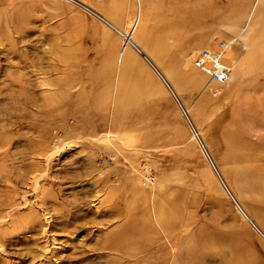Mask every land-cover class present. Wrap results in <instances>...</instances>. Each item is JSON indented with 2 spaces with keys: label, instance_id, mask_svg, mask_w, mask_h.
<instances>
[{
  "label": "rangeland",
  "instance_id": "1",
  "mask_svg": "<svg viewBox=\"0 0 264 264\" xmlns=\"http://www.w3.org/2000/svg\"><path fill=\"white\" fill-rule=\"evenodd\" d=\"M0 264H264V0H0Z\"/></svg>",
  "mask_w": 264,
  "mask_h": 264
},
{
  "label": "built area",
  "instance_id": "2",
  "mask_svg": "<svg viewBox=\"0 0 264 264\" xmlns=\"http://www.w3.org/2000/svg\"><path fill=\"white\" fill-rule=\"evenodd\" d=\"M237 42L234 40L233 45ZM229 44L224 41L213 43L211 46L205 47L202 52L195 57L197 62L193 64L210 80L219 84L230 80L234 64L232 55L229 52Z\"/></svg>",
  "mask_w": 264,
  "mask_h": 264
},
{
  "label": "crops",
  "instance_id": "3",
  "mask_svg": "<svg viewBox=\"0 0 264 264\" xmlns=\"http://www.w3.org/2000/svg\"><path fill=\"white\" fill-rule=\"evenodd\" d=\"M201 28L200 22L188 23L187 27H183L179 33L181 34V39L179 40L182 43V48L184 53H191V51H197L203 46V33H208L211 30Z\"/></svg>",
  "mask_w": 264,
  "mask_h": 264
},
{
  "label": "bare ground",
  "instance_id": "4",
  "mask_svg": "<svg viewBox=\"0 0 264 264\" xmlns=\"http://www.w3.org/2000/svg\"><path fill=\"white\" fill-rule=\"evenodd\" d=\"M215 35H217V41H224V42H226V43H230L229 44V52H230V54L232 55V57H233V55H234V53H235V51H234V48H233V46H232V43L228 40V39H219V38H224L223 37V35L225 36V34H223L221 31H219V32H217ZM225 37H227V36H225ZM209 42H211V40H209ZM131 44V43H130ZM134 44V43H133ZM239 47V46H238ZM240 49V48H239ZM204 50V49H203ZM203 50H201L200 52H202ZM199 52V53H200ZM199 53H198V57H199ZM150 56V55H149ZM197 57V58H198ZM197 58L195 59V61L194 62H197L198 60H197ZM150 67H151V70L153 71V72H158V67L152 62H150ZM196 67V66H195ZM166 76H160V77H158V79H160V81L162 80L163 81V83H165V86L167 87V90H168V92H171V93H173L172 91H171V85L169 84V82H168V79H166L165 78ZM248 179H249V176H248V178H246V181H248ZM258 180H261V179H258Z\"/></svg>",
  "mask_w": 264,
  "mask_h": 264
}]
</instances>
